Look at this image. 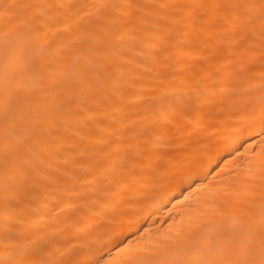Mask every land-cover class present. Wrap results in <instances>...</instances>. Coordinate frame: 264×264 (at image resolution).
Masks as SVG:
<instances>
[{
  "label": "bare ground",
  "instance_id": "bare-ground-1",
  "mask_svg": "<svg viewBox=\"0 0 264 264\" xmlns=\"http://www.w3.org/2000/svg\"><path fill=\"white\" fill-rule=\"evenodd\" d=\"M0 264H264V0H0Z\"/></svg>",
  "mask_w": 264,
  "mask_h": 264
}]
</instances>
